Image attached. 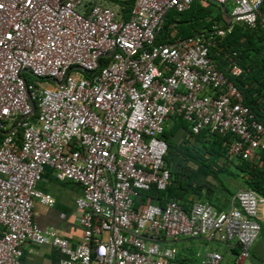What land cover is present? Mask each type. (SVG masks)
<instances>
[{"label":"built area","instance_id":"2783aa9c","mask_svg":"<svg viewBox=\"0 0 264 264\" xmlns=\"http://www.w3.org/2000/svg\"><path fill=\"white\" fill-rule=\"evenodd\" d=\"M125 1L0 0V264H23L27 243L56 248L63 264H174L177 249L163 244L202 237L238 248L237 264L250 258L264 219L253 191L238 190L228 211L176 200L136 210L134 201L167 188L162 135L172 118L194 135L234 136L232 157L264 152V126L210 54L235 24L264 27V0H210L234 3L228 23L167 44L156 43L166 15L194 0H135L126 16ZM234 56L223 58L238 77ZM45 168L81 188L74 247L33 220L36 203L54 204L38 189ZM197 257L223 261L217 251Z\"/></svg>","mask_w":264,"mask_h":264},{"label":"trees","instance_id":"16d2710c","mask_svg":"<svg viewBox=\"0 0 264 264\" xmlns=\"http://www.w3.org/2000/svg\"><path fill=\"white\" fill-rule=\"evenodd\" d=\"M134 3L135 0L120 3L125 16ZM205 3L212 4L215 10H206ZM222 11L210 1L194 0L191 8L184 13L169 12L156 43L167 44L178 38L206 33L213 26L223 27L228 21L224 19ZM260 13L264 17V1ZM227 53L235 54L234 60L241 69L238 77H232L227 71L223 58ZM210 54L218 69L242 94L243 104L264 126V27L260 20L255 29L235 24L230 33L217 40ZM173 122L170 128L166 126L162 135L167 143L164 160L170 172L167 188L164 191L151 189L141 192L134 201L136 210L149 203L163 207L169 200L179 201L188 210L198 199L214 195L230 196L234 183L237 186L240 184L243 190L264 197V152L258 153L253 161L232 157L228 148L234 136L210 133L207 129L194 135L190 125L181 118L175 117ZM229 251L236 261L238 248ZM199 260L197 256L177 252L174 264H200Z\"/></svg>","mask_w":264,"mask_h":264},{"label":"crops","instance_id":"0c3cea01","mask_svg":"<svg viewBox=\"0 0 264 264\" xmlns=\"http://www.w3.org/2000/svg\"><path fill=\"white\" fill-rule=\"evenodd\" d=\"M173 121L174 118L167 122L166 126L168 128L173 126ZM38 189L49 194L54 204L52 206L35 204L33 220L37 228L40 231H54L58 237L67 240L70 246H76L83 236L79 224L80 214L75 206L81 188L71 181L57 180L54 171L45 168ZM261 223L264 224V219L260 222L261 236L255 241L250 258L240 264H264V228ZM63 261L64 256L50 245L27 243L23 246V264H63Z\"/></svg>","mask_w":264,"mask_h":264},{"label":"rangeland","instance_id":"374dc122","mask_svg":"<svg viewBox=\"0 0 264 264\" xmlns=\"http://www.w3.org/2000/svg\"><path fill=\"white\" fill-rule=\"evenodd\" d=\"M206 10H215L212 4L205 3ZM234 6L233 2H229L227 5H225V12L222 11L224 19L226 18V21H228V16L231 12L232 7ZM218 13V12H217ZM214 12H212V15ZM78 76L80 78H84L86 75L82 72H78ZM30 80V79H29ZM231 195L230 196H213L209 198H201L195 201V203H201V204H209L213 208H215L217 211H228L230 210L231 206L234 204L237 208H239V204L237 201L234 203V196L238 190H241V185L234 183L231 187ZM262 224V228H264V224ZM261 236V231L259 233V237ZM234 243V242H233ZM232 244V243H231ZM165 247H173L176 248L178 252H183L184 254L188 256H197L203 255L206 251H217L223 255V264H237L234 260L235 257L231 254L229 249L222 243L216 241H208L206 237H202L201 239H194V240H185L182 239L179 242L176 243H167L162 245V249ZM200 261V260H199Z\"/></svg>","mask_w":264,"mask_h":264},{"label":"water","instance_id":"95a60500","mask_svg":"<svg viewBox=\"0 0 264 264\" xmlns=\"http://www.w3.org/2000/svg\"><path fill=\"white\" fill-rule=\"evenodd\" d=\"M207 1H210V0H207ZM210 2H212V1H210ZM212 3H214V2H212ZM216 4V3H215ZM217 6H219L220 8H222V10L223 11H225V7L223 6V5H219V4H217ZM227 16H228V18H230V15L229 14H227ZM111 54V53H110ZM31 105H32V103H31ZM33 106V105H32Z\"/></svg>","mask_w":264,"mask_h":264}]
</instances>
